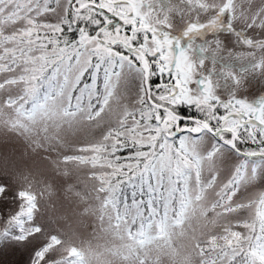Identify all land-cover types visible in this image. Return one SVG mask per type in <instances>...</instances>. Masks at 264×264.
I'll return each instance as SVG.
<instances>
[{"label":"snow or ice","instance_id":"obj_1","mask_svg":"<svg viewBox=\"0 0 264 264\" xmlns=\"http://www.w3.org/2000/svg\"><path fill=\"white\" fill-rule=\"evenodd\" d=\"M254 74L264 0H0V264H264Z\"/></svg>","mask_w":264,"mask_h":264},{"label":"rangeland","instance_id":"obj_2","mask_svg":"<svg viewBox=\"0 0 264 264\" xmlns=\"http://www.w3.org/2000/svg\"><path fill=\"white\" fill-rule=\"evenodd\" d=\"M230 65L235 67V61H229ZM250 80L253 84L259 83L260 85L264 86V76L254 74L253 77H250Z\"/></svg>","mask_w":264,"mask_h":264}]
</instances>
